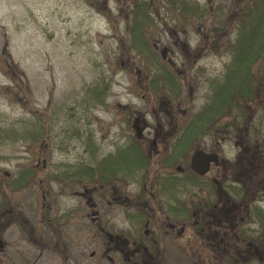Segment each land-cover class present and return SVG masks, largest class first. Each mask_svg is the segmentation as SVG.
<instances>
[{"label": "rangeland", "instance_id": "1", "mask_svg": "<svg viewBox=\"0 0 264 264\" xmlns=\"http://www.w3.org/2000/svg\"><path fill=\"white\" fill-rule=\"evenodd\" d=\"M134 1L0 0V198L5 193L10 195L15 209L30 220L38 216L37 211L39 214L34 203L40 201V184L52 189L51 199L67 200L74 189L82 190L80 180L88 182L89 166L96 171L100 163L97 160L102 156L99 152L105 155L129 142L139 146L140 139H135L131 128L134 117L143 114L155 124L156 115L168 116L166 109L151 111L153 102L158 107L161 94L167 100L172 97L176 109L173 118H168L175 123L170 129L173 137L168 138L172 145L179 138L180 142L187 143L186 150H208L207 147L215 150L218 146L221 136H215L214 131L203 135L198 127L200 122L192 123L188 131L181 132L202 104L209 101L208 79L225 71L232 56L231 38L237 36L235 28L242 22L239 10L248 0H191L199 8H205V13L182 12L179 4L147 0L146 7L151 8L153 18L144 29L145 35L157 54L167 47V62H164L169 67L161 76L176 74L179 82L173 80L172 87L165 86L164 90L156 88L158 95L153 96L147 86L151 79L146 78L152 76L153 65L128 45L127 25ZM245 23L247 31L250 28L247 19ZM154 44L158 45L157 49ZM249 50H253V45ZM196 52L200 55L195 60ZM258 54L256 60L247 56V72L250 66L253 68L242 83L247 87L253 85L252 92L254 96L259 93V98L251 103V110L250 105L244 107L245 118L242 111L234 109L235 105L227 107L220 117V128H225V120L229 118L241 116L240 121L244 118L237 123L239 129L227 136L246 133L245 123L251 111L256 120L259 112L262 116L263 107L258 108L256 104L264 101V46ZM159 63L163 64L160 59ZM104 80L107 84L109 81V85L105 86L104 101L99 104L92 100L88 89L104 92V88H94L101 86ZM172 88L179 90L177 97H173ZM243 100L241 102L245 103ZM36 133H39L38 139H32L30 135ZM91 133L98 145L97 156L86 149L87 135ZM144 136L147 140H140L147 148L144 149L158 150L162 139H153L151 129L145 131ZM152 139L158 143L156 147ZM221 146L227 147L226 143ZM129 148L124 145L118 150ZM137 154H127L128 165L138 162ZM78 167L80 177L68 180L57 177ZM24 171L30 172L29 179L22 186L13 187L16 176ZM5 172L9 174L6 176ZM91 177L94 182L98 178L97 174ZM44 231L47 235V229ZM20 236L16 227L15 234L8 237L9 252L15 256L16 250L24 247L19 242ZM45 261L53 264L48 256ZM21 263L24 264L15 259V264Z\"/></svg>", "mask_w": 264, "mask_h": 264}, {"label": "flooded vegetation", "instance_id": "2", "mask_svg": "<svg viewBox=\"0 0 264 264\" xmlns=\"http://www.w3.org/2000/svg\"><path fill=\"white\" fill-rule=\"evenodd\" d=\"M248 88L251 110L259 93L254 98L253 85ZM171 98L161 94L158 107L152 103L153 113H168L154 116L155 124L143 114L134 117L131 128L140 140H147L149 129L153 139H162L158 150H145L139 140L133 150L142 164L127 170L126 150L116 147L101 159V180L74 189L67 200L51 199L52 189L41 185L40 216L37 211L34 220L14 211L6 194L0 209V264H15V259L47 264V256L53 264H264V101L256 104L263 107L259 119L253 111L247 116L245 134L227 136L225 128L221 135L217 121L201 128L205 136L211 131L221 136L215 150H179V138L173 145L168 141L175 125L168 118L176 113ZM16 227L24 247L15 256L8 237Z\"/></svg>", "mask_w": 264, "mask_h": 264}, {"label": "trees", "instance_id": "3", "mask_svg": "<svg viewBox=\"0 0 264 264\" xmlns=\"http://www.w3.org/2000/svg\"><path fill=\"white\" fill-rule=\"evenodd\" d=\"M181 6L182 12L201 11L206 12L205 8H199L196 2L191 0H165ZM253 2V3H252ZM147 0H135L134 8L131 10L129 23L127 25L129 33V47H134L138 54L147 58H153V48L150 45L149 38L146 37L144 29L152 22L151 8H147ZM239 16L241 17V24L238 26L241 31L238 34L237 41L233 42L231 51L233 56L227 65L226 72L223 75L222 82L217 88V101L222 100V108L235 104V95L238 91H246L247 84L242 83L248 76L247 72V51L250 45L255 41V44L260 43L261 47L255 49L257 52L263 50L264 46V0H248L244 7L240 8ZM245 19L251 20L248 25L249 31H245L247 24ZM244 29V31L242 30ZM93 100L103 101L104 92L97 89L90 90ZM38 134H31L32 139H38ZM93 147V146H91Z\"/></svg>", "mask_w": 264, "mask_h": 264}]
</instances>
